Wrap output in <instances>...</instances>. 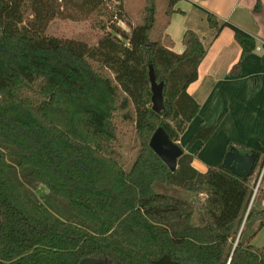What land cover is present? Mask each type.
Returning <instances> with one entry per match:
<instances>
[{"label": "trees", "instance_id": "16d2710c", "mask_svg": "<svg viewBox=\"0 0 264 264\" xmlns=\"http://www.w3.org/2000/svg\"><path fill=\"white\" fill-rule=\"evenodd\" d=\"M125 1L0 0V264H80L85 257L112 264H264V247L251 244L264 226V207L248 210L264 154L251 151L256 162L244 177L222 162L202 172L185 150L170 169L150 140L162 126L177 142L198 114L189 86L207 48L191 29L182 53L152 40L157 1L145 0L137 25ZM179 1L167 0L168 19ZM261 6L257 0L255 8ZM205 11L217 35L224 27L234 31L241 59L255 49L253 34ZM57 17L85 20L102 35L94 45L51 35ZM151 66L164 82L160 112L153 109ZM118 116L137 132L130 168L115 148ZM216 128L198 130L190 143L208 141ZM156 183L204 196V224H193V203L156 191ZM42 185L46 191L38 195ZM258 192L264 195L261 186ZM254 220L258 227L247 236Z\"/></svg>", "mask_w": 264, "mask_h": 264}, {"label": "crops", "instance_id": "0c3cea01", "mask_svg": "<svg viewBox=\"0 0 264 264\" xmlns=\"http://www.w3.org/2000/svg\"><path fill=\"white\" fill-rule=\"evenodd\" d=\"M256 3L257 0H180L174 6L177 11L158 33L159 39L177 53L185 49L182 39L188 29L197 32L207 48L199 78L189 86L201 107L177 141L195 155L193 165L202 172L223 162L232 146L245 153L264 154V0L260 9L255 8ZM205 10L214 12L221 25L229 21L253 34L255 49L241 59L242 47L234 31L224 27L217 35ZM124 29L131 31V27ZM239 61V67H235ZM212 125L217 128L208 141L190 143L198 130ZM260 186L264 189V177Z\"/></svg>", "mask_w": 264, "mask_h": 264}, {"label": "rangeland", "instance_id": "374dc122", "mask_svg": "<svg viewBox=\"0 0 264 264\" xmlns=\"http://www.w3.org/2000/svg\"><path fill=\"white\" fill-rule=\"evenodd\" d=\"M157 1V13H156V24L153 30L150 32V38L152 40L159 39L158 33L161 31L162 24L167 20L165 9L167 7V0H156ZM112 2V0H110ZM145 0H126L125 1V10L129 14L131 21L133 24L137 25L142 22V9L144 7ZM125 22H120V26L122 28H128L129 25ZM47 32L51 35L57 37H66V38H75L87 41L89 44L94 45L98 42L99 38L102 35L100 30H96L91 27L90 23L82 20V21H73L69 19L63 18H55L50 23ZM116 122L118 123L119 135L118 140L115 143V148L117 152V156L119 157V161L126 167L130 168L133 160L136 157L137 152V132L134 123L131 122H122L121 117L118 116L116 118ZM261 180L264 177V168L262 169ZM260 178V177H259ZM259 178L257 182H255L256 177H253L251 182L252 187H254V194L252 200L250 202L251 206L255 208L264 207V195L259 196ZM260 180V182H261ZM259 184V186H258ZM155 190L159 192H164L172 195H177L187 201H190L195 206V212L193 216V224L194 225H203L204 224V216L201 206V199L204 196H200L197 198L192 192L177 188L172 185H168L166 183H156ZM46 191V186L42 185L38 190L37 194L42 195ZM249 205V206H250ZM259 224L258 220H254L251 223L246 225V235H252L254 231L257 229ZM244 227V225H243ZM251 244L255 248L264 247V226H262L256 234L251 239Z\"/></svg>", "mask_w": 264, "mask_h": 264}, {"label": "water", "instance_id": "95a60500", "mask_svg": "<svg viewBox=\"0 0 264 264\" xmlns=\"http://www.w3.org/2000/svg\"><path fill=\"white\" fill-rule=\"evenodd\" d=\"M1 30V27H0ZM150 79L152 82V103L153 109L160 112L164 108L163 88L164 82H157L153 66L150 67ZM152 149L162 158V160L175 171L178 166V158L184 153V149L180 144L173 141L164 127L160 126L154 132L150 140ZM256 162L254 153H245L235 148H231L223 159V165L231 169L236 175L240 177L250 175ZM249 206L248 210L250 209ZM243 225L238 234L241 235ZM237 238V239H238ZM80 264H112L105 259L95 257H85L80 261Z\"/></svg>", "mask_w": 264, "mask_h": 264}, {"label": "built area", "instance_id": "2783aa9c", "mask_svg": "<svg viewBox=\"0 0 264 264\" xmlns=\"http://www.w3.org/2000/svg\"><path fill=\"white\" fill-rule=\"evenodd\" d=\"M261 175H262V173H261ZM261 175H260V178H259V184H260V180H261ZM259 184H258V186H259Z\"/></svg>", "mask_w": 264, "mask_h": 264}]
</instances>
